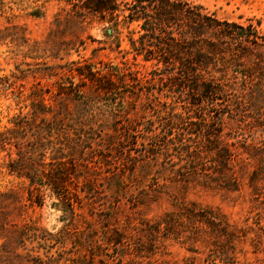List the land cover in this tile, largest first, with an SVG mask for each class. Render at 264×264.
Listing matches in <instances>:
<instances>
[{"label":"rangeland","instance_id":"obj_1","mask_svg":"<svg viewBox=\"0 0 264 264\" xmlns=\"http://www.w3.org/2000/svg\"><path fill=\"white\" fill-rule=\"evenodd\" d=\"M168 1L0 0V264H264V0Z\"/></svg>","mask_w":264,"mask_h":264},{"label":"trees","instance_id":"obj_2","mask_svg":"<svg viewBox=\"0 0 264 264\" xmlns=\"http://www.w3.org/2000/svg\"><path fill=\"white\" fill-rule=\"evenodd\" d=\"M134 1H136L138 4L135 2L136 6L132 8L134 9L133 11L134 14L131 13V18L134 20H142L141 28L144 30V33H146L147 36L151 38L152 40L156 38H152L151 36H149V34L156 33V31H158L160 34L165 36L167 34V30H166V27H164V22H163V18L161 17V14L163 12H168L169 9H174V5H176V3L170 2L168 0H134ZM94 5H96L102 11H105V9H108V6H98L95 3ZM181 5H182V18L192 20L193 24H196V25L202 24V25H206L210 27L214 25V21L216 22V20H214L213 17L201 12V9H202L201 6H192L187 2H182ZM151 9H154L153 14L155 15H156L155 11H158L157 17L153 15L150 16L149 11L151 12ZM186 25L188 28L193 29L194 25L189 24V23H187ZM159 42L162 44L163 40ZM144 45L146 44L144 43ZM135 51H136L135 52L136 54H140L143 51L148 52V48L145 46L136 47ZM151 58L152 56L144 54V59L149 60ZM183 61L184 60L182 57V70H184V73H186V75H188L190 71L195 73V69L193 67L194 65H196V63L192 65L191 61H188L187 63H184ZM79 73L82 74L81 72ZM223 165L226 166V164H223ZM48 179L50 181L52 189H54V192L59 197L62 198L65 195L63 194L64 187H65V179L61 176L60 173L53 174ZM202 216L205 217L204 214H201V217ZM211 223L212 225L220 226L213 222ZM220 232H222V235H224V237L230 238L229 234L224 233V230ZM39 262H41V260H39Z\"/></svg>","mask_w":264,"mask_h":264}]
</instances>
